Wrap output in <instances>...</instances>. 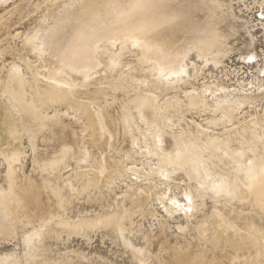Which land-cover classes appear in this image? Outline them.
<instances>
[{
    "label": "rangeland",
    "instance_id": "374dc122",
    "mask_svg": "<svg viewBox=\"0 0 264 264\" xmlns=\"http://www.w3.org/2000/svg\"><path fill=\"white\" fill-rule=\"evenodd\" d=\"M104 1L0 0V264H264V123L212 112L264 111V0H204L214 39L182 58L160 26L77 72L70 26Z\"/></svg>",
    "mask_w": 264,
    "mask_h": 264
},
{
    "label": "bare ground",
    "instance_id": "6f19581e",
    "mask_svg": "<svg viewBox=\"0 0 264 264\" xmlns=\"http://www.w3.org/2000/svg\"><path fill=\"white\" fill-rule=\"evenodd\" d=\"M141 3L149 7L148 11L151 14L150 16L147 15L149 22L140 21L142 16L140 14L136 15L135 12H133V9H134L133 3L129 5H122L119 2H112V1L108 2L107 0V2L105 1L103 2V5L101 7L99 6L97 9H94L95 10L94 12L91 11L90 16L87 15V17L86 16L80 17L79 19H77V21L74 24L72 23L73 24L72 27L70 26V30L72 34L70 36L69 43L64 48V51H65L64 61L66 63L65 65L79 72L82 68L87 67L88 65H91L89 54L91 53V49L93 48V46L95 45L97 41H99L100 39H108V38H111L112 36H118V37L123 36V35L136 36L134 34L135 31H141L143 34H145L144 35L145 37H143L141 41L142 43L145 44V46L148 47L149 46L148 39H152L154 36L152 35L149 37L148 33L153 29L157 30V28H159L160 26H163L162 28H164V34L159 33V35L164 36L165 41H163L162 43L155 42V44L153 45L154 52L157 53V55H160L162 50H164V54L167 52H170L171 51L170 49L172 48L174 50L175 55H178L182 58L183 57L182 50L185 48L184 46H186V44H188L189 42L194 41L193 43L196 44V46H198L199 48V46H201L203 43L210 42L212 39H214V37L210 36L211 32H209L208 27L205 24L204 19L202 18V11L205 10L204 0H196V5L193 8L191 7L189 9H185L186 16L183 19H179L180 13L178 14L177 8L174 7L172 4H162L158 7H155V5L154 4L152 5L150 1H141ZM153 13L159 16H163L164 18L160 19L158 17H155ZM168 18L170 19L168 20ZM109 26H111V28ZM47 27L49 28V26ZM57 27L58 26L55 27L53 25L52 27L50 26L49 29H46L45 33L41 36L42 39H50L51 41L53 35L55 34V30ZM178 43H181L182 45L177 47ZM195 49H197V47L196 48L194 47L192 49H188L185 51L186 53H188ZM168 63L169 62H166V64ZM166 64L158 63L157 65L163 66ZM185 73L186 71H184L182 75ZM201 111L203 113L206 112L203 109ZM212 112H214L217 119H230L233 121H243V122L246 121L247 119H253L255 120L257 124L264 123V111H262L261 114H258L256 116L253 113L252 117L250 118L249 117L242 118L239 112H233L232 110H227V113H222V114L218 113V110L212 111ZM18 243L16 244L18 245ZM16 244L15 246L13 244V246L17 249ZM75 247L77 246L75 245ZM13 252L17 253L16 251H13ZM29 253H31V251ZM18 254H21V253H18ZM9 256H15V255H9ZM28 256H31V255L29 254ZM21 258L22 259L24 258L22 257V254H21ZM3 260H7L11 262L8 264H16V263H13L14 258L12 260L8 258L3 259Z\"/></svg>",
    "mask_w": 264,
    "mask_h": 264
}]
</instances>
